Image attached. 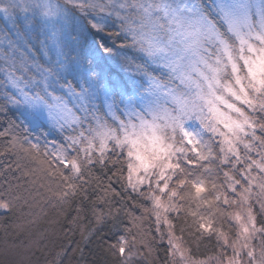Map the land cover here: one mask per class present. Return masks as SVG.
I'll return each mask as SVG.
<instances>
[{
  "label": "snow or ice",
  "instance_id": "1",
  "mask_svg": "<svg viewBox=\"0 0 264 264\" xmlns=\"http://www.w3.org/2000/svg\"><path fill=\"white\" fill-rule=\"evenodd\" d=\"M98 254L264 264V0H0V264Z\"/></svg>",
  "mask_w": 264,
  "mask_h": 264
},
{
  "label": "trees",
  "instance_id": "2",
  "mask_svg": "<svg viewBox=\"0 0 264 264\" xmlns=\"http://www.w3.org/2000/svg\"><path fill=\"white\" fill-rule=\"evenodd\" d=\"M38 211V210H37ZM45 227H48L47 223L44 221V220H41V222L38 224V225H34L33 228L35 230H40V229H43ZM76 238L78 239L79 238V235L77 234ZM97 259L99 261V264H104V259L105 257L102 256V255H99L97 256ZM41 264H43V257H42V261H41Z\"/></svg>",
  "mask_w": 264,
  "mask_h": 264
}]
</instances>
